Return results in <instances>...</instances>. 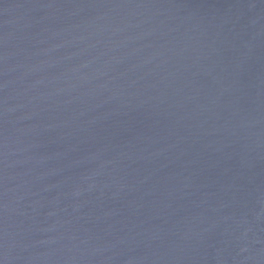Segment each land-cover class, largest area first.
Wrapping results in <instances>:
<instances>
[{"label":"water","instance_id":"obj_1","mask_svg":"<svg viewBox=\"0 0 264 264\" xmlns=\"http://www.w3.org/2000/svg\"><path fill=\"white\" fill-rule=\"evenodd\" d=\"M0 264H264V0H0Z\"/></svg>","mask_w":264,"mask_h":264}]
</instances>
